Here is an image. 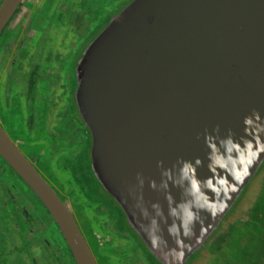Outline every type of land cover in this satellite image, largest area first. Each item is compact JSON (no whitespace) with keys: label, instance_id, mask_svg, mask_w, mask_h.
Here are the masks:
<instances>
[{"label":"water","instance_id":"water-1","mask_svg":"<svg viewBox=\"0 0 264 264\" xmlns=\"http://www.w3.org/2000/svg\"><path fill=\"white\" fill-rule=\"evenodd\" d=\"M24 1H0V38ZM74 78L96 180L158 259L184 264L264 162V0H130ZM0 156L45 201L79 264H96L1 126Z\"/></svg>","mask_w":264,"mask_h":264},{"label":"flooded vegetation","instance_id":"flooded-vegetation-1","mask_svg":"<svg viewBox=\"0 0 264 264\" xmlns=\"http://www.w3.org/2000/svg\"><path fill=\"white\" fill-rule=\"evenodd\" d=\"M129 1L37 0L40 4L22 35L30 51H9L22 28L16 20L29 6L27 0L1 36L0 126L71 213L96 264H164L96 180L88 157L89 132L73 99L76 61ZM37 10L42 13L35 17ZM27 32H33V41H27ZM52 39L51 53L62 51L66 61L45 57L44 47ZM21 103L23 111L12 112L14 104ZM30 136H36L45 153L29 152ZM216 241L217 234L210 244ZM207 247L184 264L203 263ZM0 264H79L45 201L1 156Z\"/></svg>","mask_w":264,"mask_h":264},{"label":"rangeland","instance_id":"rangeland-1","mask_svg":"<svg viewBox=\"0 0 264 264\" xmlns=\"http://www.w3.org/2000/svg\"><path fill=\"white\" fill-rule=\"evenodd\" d=\"M28 2L29 6L25 8L26 10L23 9L19 13L20 7L15 15L16 17L19 13L16 24L18 22L17 26L22 25V28L13 36L9 51H30L29 44L22 40V35L26 27L31 24L34 8L38 7L40 3L37 0H28ZM41 13L37 10L34 16L37 17ZM33 36V32L28 33L26 36L27 41H33ZM2 37L0 38V43L4 40H2ZM53 40L44 47L47 50L45 57L47 56L48 59L63 57L62 59L66 61L62 51H57L56 54L51 53ZM2 74L3 72L0 71V81ZM32 79L33 75L31 76ZM13 108L12 112L23 111L22 103L14 104ZM37 141L36 136H30L27 144L30 146L29 152L32 155L39 156L41 153H45V149ZM46 154L48 155L47 152ZM74 214L78 216L75 211ZM80 224L82 223L80 222ZM216 234L217 241L211 245L210 239ZM213 235L205 243L208 247L204 254V261L201 264H213L212 261L214 259H216L218 264H264V162L241 196L235 201L230 211L221 220Z\"/></svg>","mask_w":264,"mask_h":264},{"label":"trees","instance_id":"trees-1","mask_svg":"<svg viewBox=\"0 0 264 264\" xmlns=\"http://www.w3.org/2000/svg\"><path fill=\"white\" fill-rule=\"evenodd\" d=\"M1 1V0H0Z\"/></svg>","mask_w":264,"mask_h":264}]
</instances>
